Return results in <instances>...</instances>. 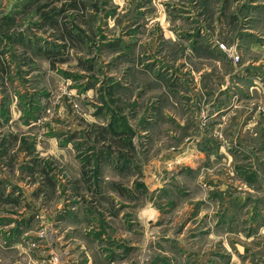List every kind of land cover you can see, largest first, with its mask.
Returning a JSON list of instances; mask_svg holds the SVG:
<instances>
[{
  "label": "rangeland",
  "instance_id": "1",
  "mask_svg": "<svg viewBox=\"0 0 264 264\" xmlns=\"http://www.w3.org/2000/svg\"><path fill=\"white\" fill-rule=\"evenodd\" d=\"M0 264H264V0H0Z\"/></svg>",
  "mask_w": 264,
  "mask_h": 264
}]
</instances>
